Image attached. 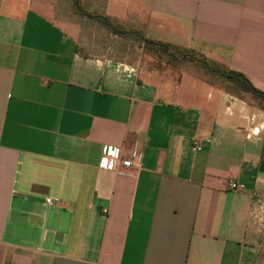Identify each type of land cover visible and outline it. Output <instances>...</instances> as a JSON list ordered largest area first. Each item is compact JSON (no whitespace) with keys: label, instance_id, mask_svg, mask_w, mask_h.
I'll return each instance as SVG.
<instances>
[{"label":"crops","instance_id":"obj_1","mask_svg":"<svg viewBox=\"0 0 264 264\" xmlns=\"http://www.w3.org/2000/svg\"><path fill=\"white\" fill-rule=\"evenodd\" d=\"M145 40L264 93V0H0V264H264L260 111L181 92Z\"/></svg>","mask_w":264,"mask_h":264},{"label":"rangeland","instance_id":"obj_2","mask_svg":"<svg viewBox=\"0 0 264 264\" xmlns=\"http://www.w3.org/2000/svg\"><path fill=\"white\" fill-rule=\"evenodd\" d=\"M142 54L144 57L143 65H147L150 69L154 68L161 78L174 85L181 82V92H188L191 86H198L197 88L204 90L206 87L203 84L217 83L221 87L231 89L242 99L250 101L255 109L260 111L264 122V98L253 93L248 94L247 86L241 79H227L230 75L226 70L212 65L203 56L167 46L150 48V46L146 47L145 45Z\"/></svg>","mask_w":264,"mask_h":264},{"label":"built area","instance_id":"obj_3","mask_svg":"<svg viewBox=\"0 0 264 264\" xmlns=\"http://www.w3.org/2000/svg\"><path fill=\"white\" fill-rule=\"evenodd\" d=\"M196 144H199V140H196ZM141 154L138 152H133L130 157H124L121 148L107 146L104 149V153L100 162V167L106 170H113L117 172L119 176L135 178V174L133 173V169L139 167V163H135V161L140 162ZM229 188L231 190H238L239 185L235 181L229 182ZM56 200L48 199L47 204L53 205Z\"/></svg>","mask_w":264,"mask_h":264},{"label":"trees","instance_id":"obj_4","mask_svg":"<svg viewBox=\"0 0 264 264\" xmlns=\"http://www.w3.org/2000/svg\"><path fill=\"white\" fill-rule=\"evenodd\" d=\"M145 46L148 47L150 46L151 47H156V48H159V47H170L168 44H164V43H161V42H158V41H154V40H145L144 42ZM229 73L230 77H228L227 79L229 80H235V79H241L247 86V90L251 93H253L254 95H257V96H260V97H263L264 98V93L261 92L260 90L254 88L249 82L248 80L245 78V76H243L242 74H239V73H235V72H227Z\"/></svg>","mask_w":264,"mask_h":264}]
</instances>
